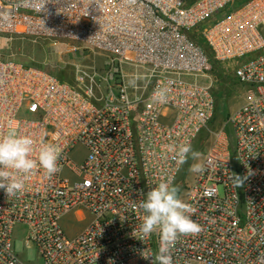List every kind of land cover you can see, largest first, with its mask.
<instances>
[{"label":"built area","instance_id":"obj_1","mask_svg":"<svg viewBox=\"0 0 264 264\" xmlns=\"http://www.w3.org/2000/svg\"><path fill=\"white\" fill-rule=\"evenodd\" d=\"M0 35L77 42L113 65L79 86L0 59V136H32L34 157L41 143L61 149L57 174L38 169L9 198L0 189V264H151L158 237H143L138 204L162 180L202 228L178 238L173 264H264V0H0ZM226 64L242 101L209 129V72ZM203 131L205 170L183 185L174 149ZM72 211L91 220L68 237Z\"/></svg>","mask_w":264,"mask_h":264},{"label":"clouds","instance_id":"obj_2","mask_svg":"<svg viewBox=\"0 0 264 264\" xmlns=\"http://www.w3.org/2000/svg\"><path fill=\"white\" fill-rule=\"evenodd\" d=\"M167 91L166 88L155 90L153 99L160 103L167 102ZM34 144L33 137L26 134L9 132L0 136V189L4 190L8 198L22 193L25 181L38 169L42 168L49 177L61 170V149L58 145L41 143L38 155L34 157ZM174 152L173 159L179 166L193 161L189 165V172L202 173L205 170L199 162L202 153L194 149L191 143L180 145ZM235 179L241 183L239 177L235 176ZM144 196L138 204L142 211L140 231L144 238L158 237V249L151 256V264H173L171 249L178 238L202 230L201 225L191 218L196 209L183 200L181 187L171 180H162Z\"/></svg>","mask_w":264,"mask_h":264},{"label":"rangeland","instance_id":"obj_3","mask_svg":"<svg viewBox=\"0 0 264 264\" xmlns=\"http://www.w3.org/2000/svg\"><path fill=\"white\" fill-rule=\"evenodd\" d=\"M0 59L13 60L26 66L38 68L56 78L79 86L87 83L86 75L95 72L103 76L109 72V69L113 68L108 60V55L94 51L77 42L28 38L9 39L1 35ZM122 69L125 72H131L128 67H122ZM209 75L212 79L214 111L208 128L216 129L222 126L225 118L239 106L243 88L234 80L230 74V66L227 64L223 66L213 65ZM187 79L192 82L196 80L200 84H208L209 82L207 78L203 77ZM226 130L228 131V128ZM207 138V132L203 131L195 140L193 148L202 153L204 141ZM76 153L81 154L82 150L78 148L71 154L75 161L79 159ZM192 163L193 161L189 160L178 177V181L183 185L189 184L193 178L194 173L188 170ZM82 212L83 214L79 215L77 211H72L61 218L60 225L68 237H73L84 231L91 220L89 214L85 211ZM15 249L21 254L24 261H37L35 249L28 248L20 234L15 236Z\"/></svg>","mask_w":264,"mask_h":264},{"label":"trees","instance_id":"obj_4","mask_svg":"<svg viewBox=\"0 0 264 264\" xmlns=\"http://www.w3.org/2000/svg\"><path fill=\"white\" fill-rule=\"evenodd\" d=\"M57 79L64 81L63 79H60V78H57ZM225 119H226V118H225Z\"/></svg>","mask_w":264,"mask_h":264},{"label":"crops","instance_id":"obj_5","mask_svg":"<svg viewBox=\"0 0 264 264\" xmlns=\"http://www.w3.org/2000/svg\"><path fill=\"white\" fill-rule=\"evenodd\" d=\"M242 98V97H241ZM241 101H242V99H241ZM241 103V102H240Z\"/></svg>","mask_w":264,"mask_h":264}]
</instances>
